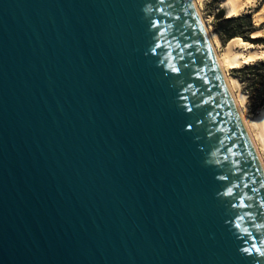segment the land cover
<instances>
[{"label": "water", "instance_id": "water-1", "mask_svg": "<svg viewBox=\"0 0 264 264\" xmlns=\"http://www.w3.org/2000/svg\"><path fill=\"white\" fill-rule=\"evenodd\" d=\"M0 264H264V170L192 0H0Z\"/></svg>", "mask_w": 264, "mask_h": 264}, {"label": "bare ground", "instance_id": "bare-ground-1", "mask_svg": "<svg viewBox=\"0 0 264 264\" xmlns=\"http://www.w3.org/2000/svg\"><path fill=\"white\" fill-rule=\"evenodd\" d=\"M192 1L208 32L222 74L241 112L243 120L248 128L256 152L260 159L261 166L264 170V107L259 109L258 114L255 118L249 117L244 110L247 95L241 90H238V93H236L238 81L237 79L233 78L230 74L231 68L240 67L245 63H251L258 59H264V47L255 46L251 43L244 41L243 39L238 38L231 41L227 45L226 50L221 52L218 49V46L216 45L212 34L210 33L207 20L204 17L199 6V3L202 0ZM254 2L255 0H223L221 6L226 10L227 16L232 17L240 15L241 12L244 11L247 7L253 6ZM254 16L256 24L264 23V3L255 12ZM259 34L260 30H256L254 33H252V36H259Z\"/></svg>", "mask_w": 264, "mask_h": 264}, {"label": "trees", "instance_id": "trees-1", "mask_svg": "<svg viewBox=\"0 0 264 264\" xmlns=\"http://www.w3.org/2000/svg\"><path fill=\"white\" fill-rule=\"evenodd\" d=\"M217 19L218 33L220 36L230 39L229 43L238 38H243L246 42L250 40L264 43V37L250 38L249 36L256 30L251 13L225 17L224 10L220 9L217 13ZM236 72L243 73V81H247L250 98L255 101L257 108H261L264 105V59L245 65Z\"/></svg>", "mask_w": 264, "mask_h": 264}, {"label": "rangeland", "instance_id": "rangeland-1", "mask_svg": "<svg viewBox=\"0 0 264 264\" xmlns=\"http://www.w3.org/2000/svg\"><path fill=\"white\" fill-rule=\"evenodd\" d=\"M222 1L223 0H202L199 3L201 11H202L204 17L207 20V24L209 26L210 33L212 34V37L214 38V40L216 42V45L218 46V49L221 52L226 50L227 45L229 44V40H230V39H226L224 36H220L219 33H218L217 13L219 12L220 9H223L225 17H228L226 10L221 6L222 5ZM263 3H264V0H255V2L253 3V6L247 7L240 14V15H243V14H246V13H251L252 14L253 24H254L256 30H260V34H259L258 37H264V23L256 24L255 20H254V17H255L254 14L259 9V7H261V5ZM240 15H238V16H240ZM256 30H254L252 33H254ZM252 33L249 35L250 38L257 37V36H252ZM236 37H238V36H236ZM239 37H241V36H239ZM247 42H249V43H251V44H253L255 46L264 47V43H262V42L250 41V40H248ZM258 60H262V59H258ZM255 61H257V60H255ZM248 64H250V63H245V64H243L240 67L231 68L230 69V74H231V76L233 78L237 79V81H238V87L236 89V93H238V90H241L243 93L245 92V94L247 95L246 101H245V107H244V110H245L246 114L249 117L255 118L257 116L258 111H259L260 108H257V105H256L255 101L252 100V98H250V96H249V91H248V87H247V81H243L244 80V77L242 76L243 73L236 72V70H238L239 68H241V67H243L245 65H248ZM262 107H264V105ZM263 154H264V152H263Z\"/></svg>", "mask_w": 264, "mask_h": 264}, {"label": "snow or ice", "instance_id": "snow-or-ice-1", "mask_svg": "<svg viewBox=\"0 0 264 264\" xmlns=\"http://www.w3.org/2000/svg\"><path fill=\"white\" fill-rule=\"evenodd\" d=\"M173 70H175V69H173Z\"/></svg>", "mask_w": 264, "mask_h": 264}]
</instances>
